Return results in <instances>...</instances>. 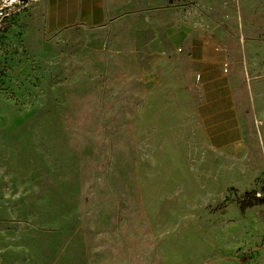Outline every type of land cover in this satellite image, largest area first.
Listing matches in <instances>:
<instances>
[{
	"label": "rangeland",
	"instance_id": "1",
	"mask_svg": "<svg viewBox=\"0 0 264 264\" xmlns=\"http://www.w3.org/2000/svg\"><path fill=\"white\" fill-rule=\"evenodd\" d=\"M169 5L191 43L53 33L32 7L0 33V264H264V0ZM202 55L235 147L202 122Z\"/></svg>",
	"mask_w": 264,
	"mask_h": 264
},
{
	"label": "crops",
	"instance_id": "2",
	"mask_svg": "<svg viewBox=\"0 0 264 264\" xmlns=\"http://www.w3.org/2000/svg\"><path fill=\"white\" fill-rule=\"evenodd\" d=\"M30 7L35 20L53 33L69 28L109 32L112 28L129 25L133 35L150 30L151 43L157 48H161V43L173 46L179 42L191 43V38L176 33L178 23L169 0H34ZM205 49L209 47L201 46L202 51ZM192 66L198 74L197 79L204 81L201 110L208 111L202 122L211 146L216 150L237 146L243 137V128L236 107L229 105L234 101L233 87L204 92V87H209L207 78L217 75L218 63L211 56L202 55L192 60Z\"/></svg>",
	"mask_w": 264,
	"mask_h": 264
},
{
	"label": "built area",
	"instance_id": "3",
	"mask_svg": "<svg viewBox=\"0 0 264 264\" xmlns=\"http://www.w3.org/2000/svg\"><path fill=\"white\" fill-rule=\"evenodd\" d=\"M34 0H0V33L5 32Z\"/></svg>",
	"mask_w": 264,
	"mask_h": 264
}]
</instances>
